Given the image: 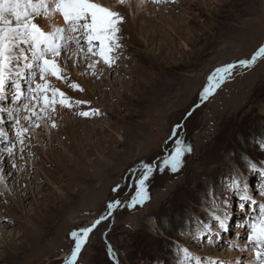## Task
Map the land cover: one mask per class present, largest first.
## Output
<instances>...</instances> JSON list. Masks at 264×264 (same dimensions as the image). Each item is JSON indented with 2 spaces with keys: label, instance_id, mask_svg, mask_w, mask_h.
Listing matches in <instances>:
<instances>
[{
  "label": "rangeland",
  "instance_id": "374dc122",
  "mask_svg": "<svg viewBox=\"0 0 264 264\" xmlns=\"http://www.w3.org/2000/svg\"><path fill=\"white\" fill-rule=\"evenodd\" d=\"M153 5L156 11L142 13L136 22L128 9L121 59L109 79L105 71L99 80L75 75L78 69L71 66L70 83H80L86 92L59 82L73 99L90 101L103 115L89 120L61 110L58 130L35 129L41 144L32 133L19 170L8 177L12 191L0 197V264H61L74 247L71 231L106 215L113 197L127 204L141 162L157 164L167 156L176 122L185 125L179 138L193 148L182 169L155 173L150 200L135 208L121 206L98 225L78 264H158V258L161 264H175V245L226 260L230 250L236 251L232 241L243 240L245 229L238 225L245 217L235 194L230 205H221L231 213L229 232L212 245L192 236L201 227L197 218L209 221L205 187L214 186L218 202L228 199L227 185L240 157L246 153L264 160L258 147L264 134V63L240 68L193 118L182 116L216 67L249 58L264 44V0ZM111 79L124 82L113 88ZM9 134L15 138L10 128ZM86 166L88 173H82ZM240 167L253 194L264 199L257 194L260 177ZM65 183H70L69 193ZM118 185L117 196L112 189ZM58 195L68 199L60 202ZM23 236L27 239L20 246Z\"/></svg>",
  "mask_w": 264,
  "mask_h": 264
},
{
  "label": "snow or ice",
  "instance_id": "6c2138e0",
  "mask_svg": "<svg viewBox=\"0 0 264 264\" xmlns=\"http://www.w3.org/2000/svg\"><path fill=\"white\" fill-rule=\"evenodd\" d=\"M169 2L176 3V0H114V4H105L102 0H0V144H3L0 148V186L4 189L0 191V197L12 191L8 187V176L19 170L18 160H24L33 130L45 127L58 130L56 117L61 110L89 120L103 115L90 101L73 99L54 84L53 78L67 84L73 92L85 93L86 89L80 83H70L67 73L69 62L74 67L83 65L82 75L101 79L104 69H114L121 59L122 33L128 9L143 8L147 3L161 5ZM258 63H264V44L257 46L249 58L216 67L207 76L198 100L185 111L182 119L193 118L240 68H254ZM5 124H10L14 139L5 129ZM184 126L176 122L170 130L173 146L161 163L141 162L135 170L134 194L127 204L113 197L112 202L106 205V215H101L90 226L71 231L74 247L61 264H78L90 234L118 208H135L150 200L149 183L155 173L166 170L177 173L182 169L185 156L193 151L190 144L179 138ZM258 147L264 151V134ZM240 165L260 177L257 194L264 198V160L257 161L245 153L231 174V182L227 185L228 199L218 202L214 186L209 184L205 187L203 198L209 203L205 210L209 221L197 218L201 227L192 239L206 240L212 245L221 233L230 231V210L221 205H230L231 195L235 194L240 213L245 217L238 227L245 232L244 243L233 240L231 247L245 255L254 254V260L245 261L243 256L231 261L204 258L187 246L175 245V264H264V199L258 200L253 194ZM112 191L118 196L121 186L114 187ZM236 236L240 237L241 233L237 232ZM109 254L115 258L110 247ZM158 264H161L159 258Z\"/></svg>",
  "mask_w": 264,
  "mask_h": 264
},
{
  "label": "bare ground",
  "instance_id": "6f19581e",
  "mask_svg": "<svg viewBox=\"0 0 264 264\" xmlns=\"http://www.w3.org/2000/svg\"><path fill=\"white\" fill-rule=\"evenodd\" d=\"M102 2H104L105 4H114V0H102ZM156 8V6L155 5H150V3L148 4H146L143 8H140L139 6H137V7H134V8H130L129 9V12H130V17H131V19H132V21H134V22H136L137 21V18H138V16L140 17V16H142L141 14L142 13H145L146 11H149L148 13H150V11H153L154 9ZM154 11H156V10H154ZM153 13V12H152ZM155 14V13H154ZM153 14V15H154ZM130 19V18H129ZM128 19V20H129ZM127 20V21H128ZM129 23H130V20H129ZM129 26V25H128ZM119 63V62H118ZM73 67L74 69H78V70H75V75H80L82 72H83V69H84V66L83 65H81L80 67H74L73 65H72V63L71 62H69V64H68V67H67V72H69V69H70V67ZM73 71V70H72ZM105 71V73L107 74V76H108V79L110 78V75H109V71L110 70H107V69H105L104 70ZM103 80V79H102ZM103 81H106V80H103ZM122 82H124V80L123 81H121L120 83H119V81H118V79H116L115 80V82H113L112 81V79L109 81V83L108 84H111L112 85V87L114 88V87H116L117 85H119V84H121ZM56 85H57V87H60V83L59 82H57L56 81V83H55ZM99 84L101 85V83L99 82ZM104 85V84H103ZM103 85H101V86H103ZM62 88V87H61ZM99 89L101 90L102 88L99 86ZM138 101V100H137ZM10 126V124H5L4 125V127H5V129L6 130H8L9 131V127ZM33 133H34V137H35V140L39 143V144H41V138H40V136L37 134V133H35V130H33ZM48 136H50L49 134H48ZM3 147V144H0V148H2ZM93 163V162H92ZM82 173H88L87 172V166H86V168L82 171ZM14 174L15 173H13V175H10L11 176V178L14 176ZM9 177V176H8ZM69 177V176H68ZM85 179V178H84ZM63 186V188L65 189V191L67 192V193H69L70 191L68 190L69 188H70V183H65V184H63L62 185ZM60 189V188H59ZM60 190H62V189H60ZM62 193H65V192H63L62 191ZM66 195V194H65ZM58 198L57 199H62V196L61 195H58L57 196ZM68 198L67 197H64L60 202H62V201H65V200H67ZM48 203V202H47ZM50 204V203H49ZM47 205V204H46ZM46 207V206H45ZM44 208V207H43ZM53 208V207H52ZM40 216H41V214H40ZM44 216V215H43ZM41 218V217H40ZM43 218V217H42ZM45 218V217H44ZM38 220V219H37ZM40 220V219H39ZM48 220V219H47ZM38 222H42V221H38ZM44 222H45V220H44ZM40 224V223H39ZM38 225V224H37ZM42 225V224H41ZM24 239H27V238H25L24 236L22 237V241H21V245L20 246H22V242L24 241ZM238 242L239 243H241V244H243L244 243V240H238ZM26 243V242H25ZM28 243V242H27ZM31 243V242H30ZM241 254H243V255H245L244 253H241V252H239V250L238 249H236V251L235 252H233V251H229V253L226 255L227 256V261H230V259L233 257L234 258V256H237V255H239L240 257H242L241 256ZM252 257H254V254H251V255H245L244 256V258H245V261H248V260H254V259H252Z\"/></svg>",
  "mask_w": 264,
  "mask_h": 264
}]
</instances>
